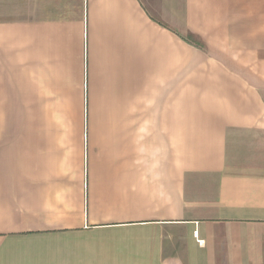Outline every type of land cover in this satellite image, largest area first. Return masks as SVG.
<instances>
[{
  "label": "crops",
  "instance_id": "0c3cea01",
  "mask_svg": "<svg viewBox=\"0 0 264 264\" xmlns=\"http://www.w3.org/2000/svg\"><path fill=\"white\" fill-rule=\"evenodd\" d=\"M0 264H264V0H0Z\"/></svg>",
  "mask_w": 264,
  "mask_h": 264
},
{
  "label": "trees",
  "instance_id": "16d2710c",
  "mask_svg": "<svg viewBox=\"0 0 264 264\" xmlns=\"http://www.w3.org/2000/svg\"><path fill=\"white\" fill-rule=\"evenodd\" d=\"M199 46H202V45L199 43Z\"/></svg>",
  "mask_w": 264,
  "mask_h": 264
},
{
  "label": "rangeland",
  "instance_id": "374dc122",
  "mask_svg": "<svg viewBox=\"0 0 264 264\" xmlns=\"http://www.w3.org/2000/svg\"><path fill=\"white\" fill-rule=\"evenodd\" d=\"M190 39H191V38H190ZM192 40H194V39H192ZM192 40H191V41H192Z\"/></svg>",
  "mask_w": 264,
  "mask_h": 264
}]
</instances>
